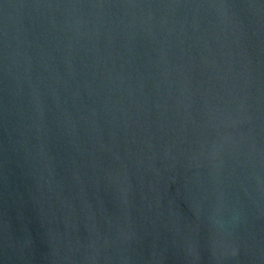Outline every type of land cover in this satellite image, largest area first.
Here are the masks:
<instances>
[{
	"label": "water",
	"instance_id": "water-1",
	"mask_svg": "<svg viewBox=\"0 0 264 264\" xmlns=\"http://www.w3.org/2000/svg\"><path fill=\"white\" fill-rule=\"evenodd\" d=\"M0 264H264V0H0Z\"/></svg>",
	"mask_w": 264,
	"mask_h": 264
}]
</instances>
